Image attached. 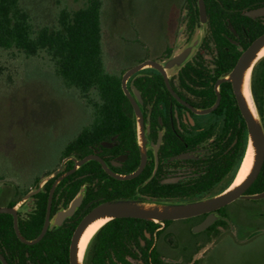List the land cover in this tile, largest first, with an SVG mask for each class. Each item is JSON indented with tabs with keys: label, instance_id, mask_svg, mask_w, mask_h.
<instances>
[{
	"label": "flooded vegetation",
	"instance_id": "1",
	"mask_svg": "<svg viewBox=\"0 0 264 264\" xmlns=\"http://www.w3.org/2000/svg\"><path fill=\"white\" fill-rule=\"evenodd\" d=\"M203 1L205 13L200 0H180L171 34L156 50L146 45L143 56L116 70L106 62L121 78L127 97L123 115L66 151L68 142L57 161L31 181L10 178V192L0 195L5 201L0 207L10 208L0 213V264H72L73 234L103 202L124 197L195 200L240 179L249 130L228 75L243 51L264 34V0ZM178 53L184 59L170 63ZM127 73L135 103L123 88ZM249 92L264 129V57L253 70ZM93 111L86 126L95 119ZM140 168L136 176L123 178ZM256 194H264V159L243 197L189 218L129 221L136 225L104 236L102 243L95 236L84 263L206 264L213 242L237 236L238 218L256 215L245 202L261 203L258 212L264 208V196L248 197ZM174 221L183 223L187 236L172 227Z\"/></svg>",
	"mask_w": 264,
	"mask_h": 264
},
{
	"label": "rangeland",
	"instance_id": "2",
	"mask_svg": "<svg viewBox=\"0 0 264 264\" xmlns=\"http://www.w3.org/2000/svg\"><path fill=\"white\" fill-rule=\"evenodd\" d=\"M179 2L104 0L103 41L109 70L143 56L146 45L156 50L166 41ZM21 3L36 27H53L61 9L78 10L87 0ZM90 110L80 93L67 88L55 74L47 53L28 57L16 49H0V195L10 192V178L26 183L51 167L66 144L87 125ZM244 204L256 210V215L238 218L243 226L239 225L237 236L224 235L213 242L204 258L206 264H264V208L258 212L261 203ZM172 227L187 236L181 221H174Z\"/></svg>",
	"mask_w": 264,
	"mask_h": 264
},
{
	"label": "trees",
	"instance_id": "3",
	"mask_svg": "<svg viewBox=\"0 0 264 264\" xmlns=\"http://www.w3.org/2000/svg\"><path fill=\"white\" fill-rule=\"evenodd\" d=\"M104 0H87L78 10L63 8L57 25L36 27L21 0H0V49L19 50L33 57L41 52L50 57L55 74L69 89H76L94 110V121L83 128L66 151L93 131H103L112 117L124 114L125 96L119 75L106 68L102 9ZM94 93L95 97L90 96ZM133 217L116 218L104 225L95 241L134 227ZM96 241V242H97Z\"/></svg>",
	"mask_w": 264,
	"mask_h": 264
},
{
	"label": "water",
	"instance_id": "4",
	"mask_svg": "<svg viewBox=\"0 0 264 264\" xmlns=\"http://www.w3.org/2000/svg\"><path fill=\"white\" fill-rule=\"evenodd\" d=\"M200 4L202 7V12L205 13L204 1L200 0ZM263 47H264V34L258 37L249 46L247 50L243 51L236 66L228 75V79L232 80L234 83L241 109L248 123V130H249L248 147L249 144H251L255 152L252 169L250 170V173L247 175L244 181L235 187L229 186L227 189H225L220 193L201 197L195 200H189V201L167 200V199H158V198H150V197H124V198H117L103 202L98 206L94 207L83 218V220L76 228L71 242L72 264H85L84 263L85 254L87 252L89 245L85 251L83 258L80 260L79 258L80 240L83 234L85 233L86 229L92 223H94L99 219L109 218V221H111L116 218L133 217V218H141L156 222H164L165 220L183 219V218H189L192 216L203 214L206 212H210L244 196L243 195L244 191L252 184V182L257 177L264 159V129L259 114L257 112V109H256V113L254 114L243 92L246 72L249 70V68H252V73H253V70L257 65V63L260 61L261 58L264 57L263 56L261 58H258V54ZM183 59H184V53L174 54L173 57L170 59L171 61L170 63L180 62ZM149 63L153 65H158L156 62L153 61H149ZM252 73H251V77H252ZM128 75L129 73H127L123 78V88L125 93L135 103L134 99L132 98L126 86ZM135 106L137 107L136 104ZM89 159H91V157L86 158L85 161ZM140 171L141 168L129 175L124 176L123 178H132L136 176ZM263 196L264 194H256V195H250L248 197L252 199H258ZM80 201H81V197L75 200V202L73 203L72 207L69 210V213H72L74 211L75 207L77 206V204H79ZM2 212H10V208L0 207V213ZM109 221H107V223ZM46 230L47 227L44 228L42 234L38 239H40L44 235ZM99 230L96 232V234L99 232ZM96 234L94 235V237L96 236ZM93 238L91 239V241L93 240Z\"/></svg>",
	"mask_w": 264,
	"mask_h": 264
},
{
	"label": "bare ground",
	"instance_id": "5",
	"mask_svg": "<svg viewBox=\"0 0 264 264\" xmlns=\"http://www.w3.org/2000/svg\"><path fill=\"white\" fill-rule=\"evenodd\" d=\"M262 56H264V47L262 48V50L259 52L258 54V58H261ZM251 73H252V68H249V70L246 72L245 75V80H244V86H243V92L244 95L248 101V104L250 106V108L252 109V111L254 112V114L256 113V108L254 105V101L253 98L249 92V81H250V77H251ZM254 148L251 144H249V150H248V155L246 158V166L244 171L242 172V175L240 177V179L231 187H235L237 185H239L240 183H242L244 181V179L247 177V175L250 173V170L252 169L253 166V162H254ZM107 221H109V218H104V219H99L97 221H95L94 223H92L85 231V233L83 234L81 240H80V244H79V258L80 260L83 258L85 251L88 247V244L90 243L91 239L94 237V235L96 234V232L107 223Z\"/></svg>",
	"mask_w": 264,
	"mask_h": 264
}]
</instances>
